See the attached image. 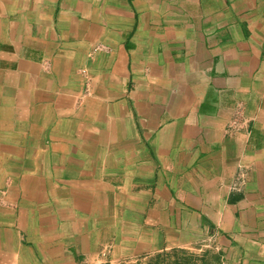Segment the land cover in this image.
<instances>
[{
    "label": "crops",
    "instance_id": "crops-1",
    "mask_svg": "<svg viewBox=\"0 0 264 264\" xmlns=\"http://www.w3.org/2000/svg\"><path fill=\"white\" fill-rule=\"evenodd\" d=\"M264 264V0H0V264Z\"/></svg>",
    "mask_w": 264,
    "mask_h": 264
},
{
    "label": "trees",
    "instance_id": "trees-1",
    "mask_svg": "<svg viewBox=\"0 0 264 264\" xmlns=\"http://www.w3.org/2000/svg\"><path fill=\"white\" fill-rule=\"evenodd\" d=\"M193 259L194 258H189V257H185V256L181 257V255H179L177 263L178 264H191Z\"/></svg>",
    "mask_w": 264,
    "mask_h": 264
}]
</instances>
